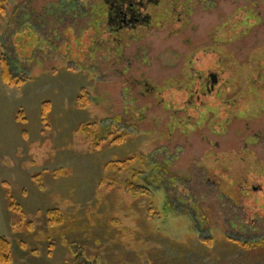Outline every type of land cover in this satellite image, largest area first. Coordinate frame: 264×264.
<instances>
[{
	"label": "rangeland",
	"instance_id": "obj_1",
	"mask_svg": "<svg viewBox=\"0 0 264 264\" xmlns=\"http://www.w3.org/2000/svg\"><path fill=\"white\" fill-rule=\"evenodd\" d=\"M75 1L79 9L59 0H0V53L30 78L14 88L0 78V236L11 264H264V243L251 244L264 239V0H256L255 20L234 7L249 0L192 6L159 36L122 40L116 58L106 35L105 46L89 31L91 2L84 10L86 1ZM19 3L12 13L8 6ZM25 4L33 10L27 17ZM168 52L174 66L162 65ZM211 71L219 79L214 95L193 103ZM82 93L92 97L85 108L77 103ZM87 124L91 138L78 129ZM152 150L170 154L172 174L191 176L205 228H192L186 199L163 213L161 192L153 204L126 192L124 182L144 166L141 154ZM130 159L117 181L105 170ZM210 167L225 176L202 180L199 168ZM57 170L68 174L54 177ZM220 181L231 185L236 204L222 198ZM247 186L255 191L240 199ZM7 192L25 217L9 211ZM52 210L61 218L56 226Z\"/></svg>",
	"mask_w": 264,
	"mask_h": 264
},
{
	"label": "trees",
	"instance_id": "obj_2",
	"mask_svg": "<svg viewBox=\"0 0 264 264\" xmlns=\"http://www.w3.org/2000/svg\"><path fill=\"white\" fill-rule=\"evenodd\" d=\"M26 1H30V0H26ZM85 1H89V0H85ZM19 4H16L15 6H8V8L10 10H13L12 13L16 14L17 13V9L19 8ZM26 5V4H25ZM29 5V4H28ZM72 6H70L69 8L71 9ZM48 8V7H47ZM26 17L31 15V13H33V10L30 9L29 6L26 5ZM63 9V8H62ZM104 10H105V5L101 0H96V11H97V21H96V25L94 28V35L93 37H99V39H102V41H100L102 44H104L105 42V46H106V41H104V37L106 35L105 32V19H104ZM3 11V7L2 4L0 3V12ZM3 13V12H2ZM10 14H12L11 12H9ZM40 17L42 19H44L45 17L41 14ZM11 18H13V15L11 16ZM93 28V27H92ZM90 30V29H89ZM74 37V35H72ZM89 36V35H88ZM0 40H1V35H0ZM95 40V38H92V41ZM98 43L100 45L99 42H95ZM93 46V45H91ZM94 47V46H93ZM0 48L2 49L3 46L1 45L0 42ZM95 49H98V47H96ZM105 49V47L101 46L99 48L100 51H103ZM117 54H114V57L116 58ZM77 65V64H76ZM16 67L14 65H12V63L8 60V57L6 56L5 53L1 52L0 53V78L2 83H4L5 85H7L10 88H14V87H21L23 85H25L28 80L30 79L28 76L25 75L24 72H22L23 69L18 68V72L15 73L13 70V67ZM86 70L90 73V71L87 69L88 67L85 65ZM97 71H95L96 74ZM199 90V88H198ZM201 91L197 92V91H193L192 97H193V103L196 102L197 99H200L201 97ZM92 97H90L88 94L86 93H82L81 97H79L77 99V103L81 108H85L87 106H89L92 103V100L90 99ZM48 111H49V104H43L41 107V120L42 123H46V119H47V115H48ZM17 120H24L23 119V115L21 112H18ZM118 119V118H117ZM119 125V124H118ZM116 127V130H119V132H123L120 131V125ZM135 126V125H133ZM92 126L90 125H80L78 129H80V131L86 135L87 138H91L93 136V131L91 129ZM22 136L26 138V132L22 131ZM116 143H120L121 140L120 139H115ZM157 152H159V150H152L148 153L145 154H141V160L142 162L144 161V166L142 167V169H138V170H134L131 174V181L129 182H124V189L126 190V192L133 194L135 197H143L148 199L151 204L152 200L155 198V195L161 192L162 196L164 197V204L162 207V212L163 213H168V212H172L174 211L175 208V204L174 202L176 200H180L182 199V201H184L183 199H186L185 201L188 203L187 209L186 211L190 214V218L191 220H193V224L194 222L198 225H201L200 223H198V219H197V215H196V199L198 198L194 193V189L191 186L192 185V181L190 179V177L186 178V177H181L175 174L171 173V167H169V163H167V160L170 159V154L165 155V157H158ZM133 158V157H132ZM160 159V160H159ZM131 161H133V159L127 160V161H117L115 163H108L105 165V170H109V171H113L109 173V176H112L116 179L117 181V173H119L120 171H122V169H127V165L131 164ZM152 166V168L150 170L148 169V166ZM201 168H199V171H201V179L203 180L204 178H210L212 179L213 176L216 178H223L225 176V172L223 174L219 173V174H215L213 175V172H215V170L213 168H209L207 171L206 170H200ZM116 171V172H114ZM209 173H211L212 175H210ZM216 173V172H215ZM68 174V171L65 170H57L55 172H53V176L54 177H60V176H65ZM40 176V174L34 175L32 176V180L36 181L37 178ZM198 175H196L197 177ZM226 180H228L226 178ZM135 181H137V183H134ZM164 183V184H163ZM218 185V187L221 190V196L223 199H225V201H232L233 203L236 202V197L234 196V194L230 191H228V187L232 185V180H231V185H229V183L226 184L223 182H218L216 183ZM229 185V186H228ZM204 186V185H202ZM177 188V189H176ZM251 189V190H250ZM250 191L252 192L253 189L252 187L250 188L249 186H247V188H244L240 193H238V196L240 197V199H243L244 197H247V194L250 193ZM220 193V191H219ZM7 199H8V209L10 212H14L17 213L21 218L25 217V214L22 210V208L20 207V205L13 199V197L11 196L10 192H7ZM166 196V197H165ZM243 207V206H242ZM239 207V208H242ZM264 209V207H263ZM200 210V208H199ZM149 211H151V208H149ZM184 211V210H183ZM184 211V213L186 212ZM198 211V210H197ZM198 213V212H197ZM256 216V215H255ZM47 217L49 220V223L51 226H56L58 224H60V216L58 215V212L56 210H52V211H48L47 212ZM199 217L202 219L203 224L206 223L205 221V210L201 209L200 210V215ZM245 219L249 220L250 218L244 216ZM264 217V216H263ZM256 219V218H255ZM228 218H225L224 221H227ZM247 223V222H246ZM245 223V224H246ZM247 225V224H246ZM205 244L207 245H211L212 241L210 239L205 240L204 241ZM262 243H264V239H261L257 242H252L251 244L253 246H261ZM0 264H11V249H10V244L8 242V240L5 237L0 236Z\"/></svg>",
	"mask_w": 264,
	"mask_h": 264
},
{
	"label": "flooded vegetation",
	"instance_id": "obj_3",
	"mask_svg": "<svg viewBox=\"0 0 264 264\" xmlns=\"http://www.w3.org/2000/svg\"><path fill=\"white\" fill-rule=\"evenodd\" d=\"M85 1V0H84ZM105 5L104 10V19H105V32L106 38L109 45V50L114 52L116 55L120 51L123 50V46L121 45L122 40L124 42L131 41H140L142 42L146 35L151 34L159 36L163 31H165V27L170 26L173 21H181V15L190 13V8L194 6L197 8V5H203L205 10L215 9L219 4L222 3L221 0H193V3L190 0H101ZM246 1V0H245ZM91 2V3H89ZM64 5H63V4ZM65 3H68L67 0H59L58 4L63 5L65 7ZM72 6L71 8L77 7L79 9V5L77 6V2L72 0L69 2ZM68 3V4H69ZM86 3H89L90 10L88 8V12L90 14L91 23L93 28L89 31H93L97 21V11H96V0H89L84 2L83 9L87 10L85 6ZM235 4V2H234ZM81 5V4H80ZM256 0H249V4H236L235 9H243L246 11V14L250 15V20H255L253 15V9L255 8ZM178 9V11H177ZM180 9L182 11H180ZM248 12V13H247ZM82 13H79L81 15ZM255 24V23H252ZM240 29V28H239ZM255 27H251L248 30V33L252 34L255 32ZM94 32V31H93ZM93 35V34H92ZM253 50H249L248 52H252ZM163 56H169V59H166L162 62V65L166 66H174L176 64V60L173 59L174 54L161 53ZM212 77H215L213 80ZM201 96L214 95L215 89L219 86L218 73L214 74V71H211L206 80H203L201 83ZM200 87L197 92L201 91ZM151 94L155 90H148ZM162 93L163 90L157 91V93ZM192 96V95H191ZM255 191V187L252 188ZM204 225H198L194 222L192 228H205ZM227 227V226H225Z\"/></svg>",
	"mask_w": 264,
	"mask_h": 264
},
{
	"label": "water",
	"instance_id": "obj_4",
	"mask_svg": "<svg viewBox=\"0 0 264 264\" xmlns=\"http://www.w3.org/2000/svg\"><path fill=\"white\" fill-rule=\"evenodd\" d=\"M212 79L214 80V79H215V77H212Z\"/></svg>",
	"mask_w": 264,
	"mask_h": 264
}]
</instances>
